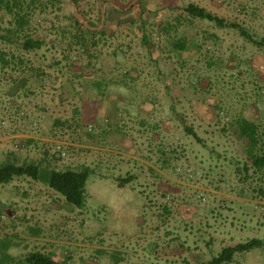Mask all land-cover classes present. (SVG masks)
<instances>
[{
	"label": "rangeland",
	"instance_id": "374dc122",
	"mask_svg": "<svg viewBox=\"0 0 264 264\" xmlns=\"http://www.w3.org/2000/svg\"><path fill=\"white\" fill-rule=\"evenodd\" d=\"M29 1L0 9V167L91 171L83 207L29 176L0 183V264L37 250L63 264L79 231L96 250L72 264H202L264 241V171L239 130L256 122L264 153V46L241 32L264 41V0ZM54 209L88 223L62 227ZM257 259L264 242L227 264Z\"/></svg>",
	"mask_w": 264,
	"mask_h": 264
},
{
	"label": "trees",
	"instance_id": "16d2710c",
	"mask_svg": "<svg viewBox=\"0 0 264 264\" xmlns=\"http://www.w3.org/2000/svg\"><path fill=\"white\" fill-rule=\"evenodd\" d=\"M78 3V0H71ZM29 0H0V9L6 12H13L14 9L23 10L27 5H30ZM185 10L193 17L206 19L214 22L220 27H237L235 23L228 22L225 18L220 17L208 10L205 7L199 6L196 3H190ZM18 19H24V16L18 12ZM76 22L79 23L78 20ZM90 31V29L88 28ZM242 34L260 45L264 46L263 40H258L243 29ZM40 42L33 38H27L23 41L25 49H33L39 47ZM239 130L244 138H247L248 154L252 157V165L256 170L264 171V153L256 152L258 143V124L247 118L242 117L239 120ZM247 167V166H246ZM249 170V168H246ZM91 167L84 165L80 169L66 168L59 170L50 166H42L40 163L31 161L29 163H8L0 167V183H9L16 176H29L36 181H40L47 185L52 190L63 195L66 200L77 207L85 205L86 198V184L89 177ZM134 179V175H129L125 178H119V184L123 186L128 181ZM263 239L253 237L245 242H239L235 245L224 246L221 251L213 256L211 259L205 261L203 264H227L230 263L236 253L249 252L263 245ZM25 264H58L51 256L42 251H33L29 253L23 260Z\"/></svg>",
	"mask_w": 264,
	"mask_h": 264
},
{
	"label": "crops",
	"instance_id": "0c3cea01",
	"mask_svg": "<svg viewBox=\"0 0 264 264\" xmlns=\"http://www.w3.org/2000/svg\"><path fill=\"white\" fill-rule=\"evenodd\" d=\"M47 213H49V214L53 213V216L59 218V221L61 222L62 227H63V225L65 227L67 226V227H70L72 229L77 227L78 225H76V222L74 221V219H76V218H78L80 220L81 224L84 221L86 222L84 225H86L88 223V220L85 219L84 215L81 212L74 213V212H67V211H64L62 209L61 210H55L54 209L51 212L47 211ZM87 240H88V236L86 234H81L80 231H79V233L77 232V234H75L74 236L65 237V239H61V243L65 244L67 246L62 250L63 253H61V256H62L61 262L63 264H72L73 260L71 259V256L76 255V254H78L77 257H79V258L86 257L88 252L95 247L94 245H91L90 243L88 244L86 242ZM97 248H100V247H97ZM102 248H104V246ZM108 248H111V247H108ZM94 249L96 250V248H94ZM249 253H251V251H249ZM251 255L252 254H250V256ZM67 260H68V262L65 263ZM247 264H264V259H262V260L257 259L255 261L252 260V261H250V263H247Z\"/></svg>",
	"mask_w": 264,
	"mask_h": 264
},
{
	"label": "built area",
	"instance_id": "2783aa9c",
	"mask_svg": "<svg viewBox=\"0 0 264 264\" xmlns=\"http://www.w3.org/2000/svg\"><path fill=\"white\" fill-rule=\"evenodd\" d=\"M57 151H59L60 155H65V151L63 150V143L62 142H58L57 143Z\"/></svg>",
	"mask_w": 264,
	"mask_h": 264
}]
</instances>
